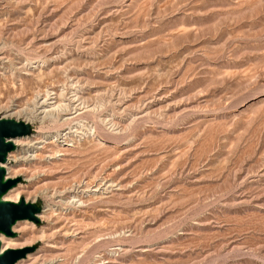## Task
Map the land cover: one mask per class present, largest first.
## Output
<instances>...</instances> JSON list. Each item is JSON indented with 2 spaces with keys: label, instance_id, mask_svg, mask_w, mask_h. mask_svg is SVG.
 Returning a JSON list of instances; mask_svg holds the SVG:
<instances>
[{
  "label": "rangeland",
  "instance_id": "obj_1",
  "mask_svg": "<svg viewBox=\"0 0 264 264\" xmlns=\"http://www.w3.org/2000/svg\"><path fill=\"white\" fill-rule=\"evenodd\" d=\"M1 118L19 264H264V0H0Z\"/></svg>",
  "mask_w": 264,
  "mask_h": 264
},
{
  "label": "water",
  "instance_id": "obj_2",
  "mask_svg": "<svg viewBox=\"0 0 264 264\" xmlns=\"http://www.w3.org/2000/svg\"><path fill=\"white\" fill-rule=\"evenodd\" d=\"M29 134L30 127L27 123L12 119H0V235L5 237H14L10 228L18 221L38 223L36 216L40 209L35 204L26 202L23 198H19L16 203L2 199L20 179H5V172L1 165L5 162L7 154L14 150L12 140L26 137ZM33 250L34 247H24L0 251V264H15L16 261L23 259Z\"/></svg>",
  "mask_w": 264,
  "mask_h": 264
},
{
  "label": "bare ground",
  "instance_id": "obj_3",
  "mask_svg": "<svg viewBox=\"0 0 264 264\" xmlns=\"http://www.w3.org/2000/svg\"><path fill=\"white\" fill-rule=\"evenodd\" d=\"M23 138V137H22ZM17 139H20V138H17ZM17 139H14V140H12V143H13V145H14V147H15V144H14V141L15 140H17ZM15 149V148H14ZM8 155H9V153L7 154V156H6V158L8 157ZM7 160V159H6ZM1 167L4 169V172H5V175H4V177H5V179H9V178H7V171H6V169H5V167L3 166V165H1ZM18 184V183H17ZM16 184V185H17ZM15 185V186H16ZM14 186V187H15ZM14 187H12V188H14ZM11 188V189H12ZM11 189H9L7 192H6V194L3 196V201H9V202H13V203H16V200H13V197L11 196V194L13 193V191L11 190ZM11 190V191H10ZM37 217V219H38V215L36 216ZM38 221H40V220H38ZM18 223V222H17ZM16 225V223L13 225V226H15ZM13 226L10 228V230L12 231V229H14L13 228ZM63 230V229H62ZM60 231V230H59ZM42 234H43V232H42ZM49 235V234H48ZM43 236V235H42ZM50 236V235H49ZM14 237H15V234H14ZM48 238V237H47ZM13 242H12V240H10L8 237H5V236H3V235H0V251H3V250H6V249H13V248H10V246H12L13 244H12ZM24 243V242H23ZM26 244H24V246H25ZM24 248V247H23ZM19 249H21L20 247H19ZM27 255H29V254H26V256L23 258V259H25L26 257H27ZM27 259H29V258H27ZM20 260H22V259H20ZM20 260H18V261H20ZM18 261H16L15 262V264H19L20 262H18ZM22 261H24V260H22ZM18 262V263H17ZM24 262H22V264H23Z\"/></svg>",
  "mask_w": 264,
  "mask_h": 264
}]
</instances>
